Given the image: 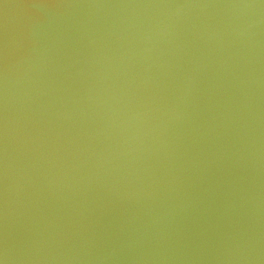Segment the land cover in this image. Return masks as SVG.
I'll list each match as a JSON object with an SVG mask.
<instances>
[{"label": "water", "instance_id": "water-1", "mask_svg": "<svg viewBox=\"0 0 264 264\" xmlns=\"http://www.w3.org/2000/svg\"><path fill=\"white\" fill-rule=\"evenodd\" d=\"M0 264H264V0H0Z\"/></svg>", "mask_w": 264, "mask_h": 264}]
</instances>
